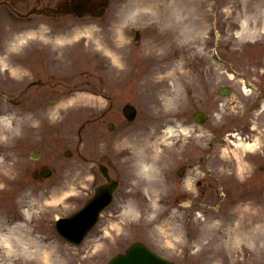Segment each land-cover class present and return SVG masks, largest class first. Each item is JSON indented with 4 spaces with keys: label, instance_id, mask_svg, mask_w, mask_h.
I'll return each instance as SVG.
<instances>
[{
    "label": "rangeland",
    "instance_id": "1",
    "mask_svg": "<svg viewBox=\"0 0 264 264\" xmlns=\"http://www.w3.org/2000/svg\"><path fill=\"white\" fill-rule=\"evenodd\" d=\"M109 1L103 17L60 14L56 15L57 20L52 24L48 22L46 16H42L41 18L45 19L42 21L48 22L50 24L48 27H53L51 29L55 34L50 35L52 30L46 31L42 28L40 34L46 36L43 39L50 38L54 41L57 49L62 50L59 55L62 54L64 58L68 56L71 60L75 59L74 57L83 58L80 67L75 71L70 70L72 66H69L60 76L61 64L54 62L52 66L56 68L54 71L59 76H56L53 70V73L47 70V73L51 72L49 75L57 78L42 81L43 86L39 89L41 100L36 105L26 104L27 99H24L22 105H14L0 95V220L9 218L5 217L6 214L14 216L16 213L12 210L15 211L17 206L19 209L28 206L36 213L29 223L31 226L29 230L25 227L27 223L24 222L23 228L31 231L37 240L41 238L43 244L48 246L53 244L57 250L52 255V263L40 253V256L31 254L38 256L37 261H28L31 259L30 256L18 255L21 258L18 259L19 262L21 260L20 264H78L77 259L82 264H105L115 253L133 241L143 239L137 226L129 224V220L133 221L136 215L129 214L141 210L147 212L149 209L147 218L157 213L161 214L160 217H156L157 223L153 225L156 230L154 237L147 238L149 242L157 239L159 247L165 245L179 257L185 255L187 238L184 229L187 228L186 221L190 220L189 228L193 239L195 238L194 243L201 245L203 248L201 257H206V252L214 254L218 246L227 244V240L233 236L230 230L235 226L242 230L244 226L242 222L244 212L240 210V205L243 208L245 204L234 202L233 198L246 194L253 196L255 189L258 188L264 192V169L261 168V165H264V109H260V170L242 160L243 150L238 155L235 154L239 159L236 161L240 164L230 167L228 159L231 155L217 142L214 148L215 157L210 164L215 166L218 175L222 177L228 175L221 187L215 184L207 190L205 193L207 200L177 202L175 196H169L165 200L164 195L162 196L166 184L172 188H177L180 184L181 187H187L181 183L183 181L176 173L177 167L184 161L179 159V151L192 152L196 156L195 163L199 162L197 158L211 140L209 129L216 126L219 121L218 113L223 111L220 107L231 108L236 113L240 125H244L246 116L244 105L253 96L243 94L240 80L237 78L231 80L225 67L230 66L239 70L243 65L246 67L249 65L252 70L259 73L260 62L264 57L260 50L264 48L259 46L243 50L242 47L247 41L242 35L246 34L243 32L236 36L235 30L241 27L240 21L245 17L249 19V29L257 31L264 25V0ZM221 27L225 30L220 34L216 28ZM90 30H93V34ZM137 33H140L139 38L136 37ZM261 34H263L261 30H258L254 36L264 37ZM258 40L260 45V38ZM224 47H228L229 54L218 58L215 48L223 53ZM55 60L56 58H53V61ZM106 62L108 64L104 65ZM28 63L31 67L34 66L32 70L36 72H40L37 69L40 68L38 64L46 66V62L40 57H34ZM149 65L152 67L148 70ZM45 68L41 70L40 78H45ZM27 70L24 69L23 72L28 73ZM102 71L111 75L109 79L118 78L114 83H111V79L106 84L111 88L115 87V93L118 94L116 103L119 102L121 106L116 104L108 106V100L101 96L102 89L98 78ZM67 73L69 75L67 80H57L67 76ZM146 78H152L147 84L151 86L150 98L156 97L157 111L160 112L158 117L151 114L145 98L136 94L148 88L144 83L142 85ZM225 84H231L233 89L227 95L220 91ZM34 89L38 87L35 86ZM171 96H174L173 101L169 100ZM231 99L239 100L233 108ZM126 100L135 103L139 108L138 117L132 122L126 120L122 114L123 102ZM214 108L217 114L213 112ZM194 109H203L209 114V119L203 124L193 123ZM103 110L109 111L103 115ZM115 112H118V115H113ZM182 115L188 123L199 127V136L181 135L179 119ZM254 119H257V114ZM4 120L9 124H5ZM158 120L161 124L155 128L152 143L159 144L145 154L150 161L154 158L161 159L159 164L162 167L166 166V169L160 172L157 180L146 179L137 185L131 182V188L138 193L145 188L153 199L158 198L157 203L161 210L159 211L152 202L147 204L146 201L142 204L135 200L138 207L130 210L128 214L125 213V217L121 218L123 222H119L120 226L115 229L113 222L104 227L107 231L101 232L102 230L96 228L79 247L63 241L54 228L55 217L78 208L82 203L85 186L94 180V176L89 174L87 169L92 163L85 160L84 156L90 157L91 161L98 160L109 153L104 150L103 145L110 138H115L114 142L120 143L131 138L135 132L153 130V124ZM110 122L116 125L113 131L108 127ZM168 128L172 131H168ZM18 133L27 135V141H14L11 136ZM99 137L104 141L100 142ZM189 139L191 142H188ZM46 143L52 145L50 149H44ZM182 146L187 147L183 149ZM32 149L41 151L40 159L30 157ZM65 149L73 151L71 158L63 156L62 151ZM255 149H258L257 146ZM11 154L19 157V164L10 162L11 159L8 157ZM48 157L52 158V161ZM43 160L49 161V165L55 171L50 178L36 181L32 177V171L36 163ZM131 162L135 163L133 156L128 162L116 160L115 163L132 172ZM10 165L8 172L12 171V175L4 172ZM199 169H202L201 165ZM229 169H233L235 174H228ZM190 178L193 176H187V179ZM52 186L66 190L65 197L58 201L53 200ZM191 187L193 190L197 189L196 186ZM198 189L199 193L203 194L204 186L201 185ZM134 195L141 196L137 192ZM8 201L12 204L11 207ZM164 207L168 209L165 215L162 210ZM172 211L178 212L179 219L169 217ZM166 222H173L174 225L165 226ZM166 228L170 229L169 233L164 232L168 231ZM173 233L180 236V240H177ZM255 239L250 240L253 243L251 248H245L246 255L257 263L264 264V200L260 204V231L256 232ZM17 241L16 239L14 243L18 244ZM31 248L35 249V246ZM224 258L223 255H218L216 262L209 261L208 264H223ZM15 259L12 257L8 260L14 262ZM15 262L18 263L16 260ZM241 263L243 262L239 261L236 264ZM246 263L254 264V261Z\"/></svg>",
    "mask_w": 264,
    "mask_h": 264
},
{
    "label": "bare ground",
    "instance_id": "2",
    "mask_svg": "<svg viewBox=\"0 0 264 264\" xmlns=\"http://www.w3.org/2000/svg\"><path fill=\"white\" fill-rule=\"evenodd\" d=\"M177 9V8H175ZM249 23V19L245 17L244 20H241V30L246 31L247 25ZM93 34V30H90ZM92 37V36H91ZM233 79L231 75H229ZM174 96H171L169 98L170 101H173ZM154 102V101H153ZM154 108L156 107V101L154 102ZM264 105V104H263ZM7 123V121L5 122ZM9 126V125H8ZM12 131L11 128L8 127ZM10 133V132H9ZM152 134H154V130L152 132L146 133H136L130 140L125 141L121 144L119 148V153H122L124 151H127L128 148L133 151L136 155V162H135V171L137 177H146L147 181H155L159 178L160 172H161V166H160V160L159 158H154L153 161H150L147 159L146 154L147 152H150L151 148L154 146H158L159 142L152 143ZM239 140L235 141V144L237 145V148L244 149V148H252L255 147L257 144H259L260 139L259 136H256L253 141L248 140L245 141L242 136H238ZM160 139V138H159ZM157 141V140H156ZM133 145V146H132ZM19 161L16 159L15 163H18ZM13 164V163H12ZM4 172H8L11 168L7 167ZM144 178V179H146ZM53 190V200H61L66 195V190L61 188H56L57 186H52ZM259 195L255 194L249 198V202L245 204V207H241L240 210L244 212V219L243 223L245 226L242 228V230H238V227L236 228V236L238 237V240H240L243 243H246V246L253 244L250 240L254 241L255 235L257 231H260V204H261V197H260V188L259 192H257ZM158 198H154L153 202L155 203L156 207L158 206L157 203ZM136 206H133L132 210H135ZM131 210V211H132ZM27 213H30V210H26ZM132 213V212H131ZM143 210H141V214L143 215ZM7 217V216H5ZM240 228V227H239ZM170 231V230H169ZM165 233H169L167 230H164ZM25 234V235H24ZM245 237V241H244ZM258 238V237H257ZM18 240L15 244L14 241ZM249 240V241H248ZM0 261L5 262L7 257L8 259L12 257H17L18 255H31V254H44L43 256L48 262L52 263V255H54V252H56V246L53 244L50 246L45 245L41 242V240L34 238L28 230H25L22 226V223L20 221H17L16 219L4 218L0 220ZM35 246V249H32L31 247ZM50 249V250H49ZM42 257V256H41ZM19 258V257H18ZM18 260V259H17Z\"/></svg>",
    "mask_w": 264,
    "mask_h": 264
},
{
    "label": "flooded vegetation",
    "instance_id": "3",
    "mask_svg": "<svg viewBox=\"0 0 264 264\" xmlns=\"http://www.w3.org/2000/svg\"><path fill=\"white\" fill-rule=\"evenodd\" d=\"M9 5H16L18 4L16 0H6V2H9ZM73 1V2H72ZM105 0H66L64 3H61L60 5H65L66 9L69 10L71 8L75 9L80 8L81 11L76 10L78 13H89L93 12L98 6H100ZM70 3V4H69ZM56 4V0H33V2L30 4L29 7H31L30 12H41V10L46 11L47 8L53 7V5ZM14 7V6H13ZM24 7V6H23ZM22 7V8H23ZM15 12H9V14L13 18H17L20 16L21 11H19L16 8H13ZM28 14V13H27ZM260 85H264V67L260 66ZM260 103V98L257 99V104ZM256 125H253V123L246 122V124L243 126L242 131L247 133V136H250L252 134L251 129L255 128ZM260 162V161H259Z\"/></svg>",
    "mask_w": 264,
    "mask_h": 264
},
{
    "label": "water",
    "instance_id": "4",
    "mask_svg": "<svg viewBox=\"0 0 264 264\" xmlns=\"http://www.w3.org/2000/svg\"><path fill=\"white\" fill-rule=\"evenodd\" d=\"M144 249L143 254L140 255V249L133 248L127 254L114 258L109 264H141L139 260L148 263L151 261L150 258L154 259L156 262L158 261L146 248ZM157 264H160V262H157Z\"/></svg>",
    "mask_w": 264,
    "mask_h": 264
}]
</instances>
